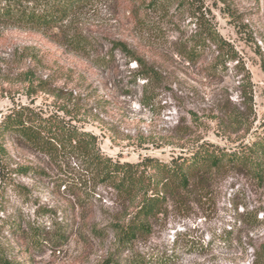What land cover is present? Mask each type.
Wrapping results in <instances>:
<instances>
[{"label": "rangeland", "instance_id": "1", "mask_svg": "<svg viewBox=\"0 0 264 264\" xmlns=\"http://www.w3.org/2000/svg\"><path fill=\"white\" fill-rule=\"evenodd\" d=\"M150 1L100 0L50 30L0 24V121L28 106L130 163L251 141L264 129V0ZM199 16L227 44L206 41L190 61L180 52L193 46ZM71 36L89 52H74ZM116 43L156 79L139 78ZM134 213L82 158L0 137V251L11 264H264V184L247 174L215 173L118 250L115 226Z\"/></svg>", "mask_w": 264, "mask_h": 264}, {"label": "trees", "instance_id": "2", "mask_svg": "<svg viewBox=\"0 0 264 264\" xmlns=\"http://www.w3.org/2000/svg\"><path fill=\"white\" fill-rule=\"evenodd\" d=\"M97 1L100 0H0V24L35 30L62 28L78 11ZM172 1L151 0L146 7L160 8ZM197 18L201 30L195 35L193 46L180 52L190 61L201 58V46L206 41L218 48L227 44L214 27L204 26L201 22L203 17ZM67 45L76 53L89 52L88 43L80 36L67 38ZM115 46L139 64L142 69L139 78L148 82L156 79V73L147 68L144 59L134 56L122 43ZM7 134L17 136L35 152L51 158L58 157L61 152L82 158L87 167L110 185L120 198L135 206L129 223L115 226L118 250L126 249L138 234L147 232L149 220L160 214L167 202H184L186 194H191L196 185L204 190L215 173L247 174L257 183L264 184V129L247 144L234 148L203 142L193 146L188 154L179 155L169 162L146 157L137 163L105 157L97 149L94 136L58 117H44L28 106L12 109L0 121V137ZM0 264H11L1 251ZM105 264L118 263L111 260Z\"/></svg>", "mask_w": 264, "mask_h": 264}]
</instances>
